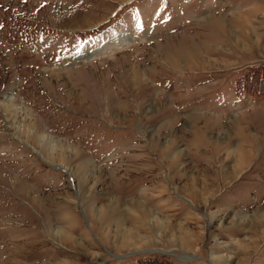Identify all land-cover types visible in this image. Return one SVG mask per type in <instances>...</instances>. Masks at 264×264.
Here are the masks:
<instances>
[{
    "label": "rangeland",
    "instance_id": "rangeland-1",
    "mask_svg": "<svg viewBox=\"0 0 264 264\" xmlns=\"http://www.w3.org/2000/svg\"><path fill=\"white\" fill-rule=\"evenodd\" d=\"M0 264H264V0H0Z\"/></svg>",
    "mask_w": 264,
    "mask_h": 264
},
{
    "label": "bare ground",
    "instance_id": "bare-ground-1",
    "mask_svg": "<svg viewBox=\"0 0 264 264\" xmlns=\"http://www.w3.org/2000/svg\"><path fill=\"white\" fill-rule=\"evenodd\" d=\"M122 37H123V36H122ZM122 37H121V38H120V37L117 38V41L115 40L116 42H114L113 44H114V45H117V44H119V43H122V40H123ZM61 164H62V165H61L62 168H64L65 170L68 169L65 165H63V163H61ZM68 175H69V173H68ZM140 237H141V236H140Z\"/></svg>",
    "mask_w": 264,
    "mask_h": 264
}]
</instances>
